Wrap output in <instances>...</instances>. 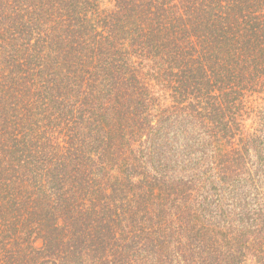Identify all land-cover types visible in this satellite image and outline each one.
Segmentation results:
<instances>
[{
	"label": "trees",
	"instance_id": "16d2710c",
	"mask_svg": "<svg viewBox=\"0 0 264 264\" xmlns=\"http://www.w3.org/2000/svg\"><path fill=\"white\" fill-rule=\"evenodd\" d=\"M0 264H264V0H0Z\"/></svg>",
	"mask_w": 264,
	"mask_h": 264
}]
</instances>
